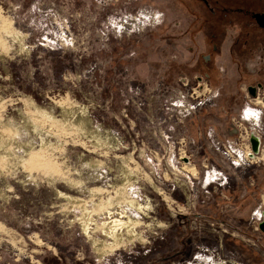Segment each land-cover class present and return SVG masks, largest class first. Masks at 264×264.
Returning <instances> with one entry per match:
<instances>
[{
	"label": "rangeland",
	"instance_id": "374dc122",
	"mask_svg": "<svg viewBox=\"0 0 264 264\" xmlns=\"http://www.w3.org/2000/svg\"><path fill=\"white\" fill-rule=\"evenodd\" d=\"M247 10L264 0H0V264H264Z\"/></svg>",
	"mask_w": 264,
	"mask_h": 264
},
{
	"label": "bare ground",
	"instance_id": "6f19581e",
	"mask_svg": "<svg viewBox=\"0 0 264 264\" xmlns=\"http://www.w3.org/2000/svg\"><path fill=\"white\" fill-rule=\"evenodd\" d=\"M258 104V103H257ZM260 111H257L255 109L249 108V110L245 111L244 110V115L245 117H247V120H249V118L253 119L255 123H258L259 121V113ZM253 123V124H255ZM248 155V154H247ZM261 219L264 217V214H260ZM122 219V218H120ZM120 219H113L109 224L113 227V229L110 231L111 235L113 233V231L117 228V227H122L125 225V223H123Z\"/></svg>",
	"mask_w": 264,
	"mask_h": 264
},
{
	"label": "water",
	"instance_id": "95a60500",
	"mask_svg": "<svg viewBox=\"0 0 264 264\" xmlns=\"http://www.w3.org/2000/svg\"><path fill=\"white\" fill-rule=\"evenodd\" d=\"M254 18L259 21L264 23V15H255ZM252 92V91H251ZM253 93V92H252ZM250 145L252 151L256 152L258 150V143L257 141L252 137L250 139ZM259 230L264 233V221L259 224Z\"/></svg>",
	"mask_w": 264,
	"mask_h": 264
},
{
	"label": "built area",
	"instance_id": "2783aa9c",
	"mask_svg": "<svg viewBox=\"0 0 264 264\" xmlns=\"http://www.w3.org/2000/svg\"><path fill=\"white\" fill-rule=\"evenodd\" d=\"M260 113H261V111H260ZM254 138L256 141H257V143H258V150L256 151V152H254V151H252V149H251V146L249 147V154L247 155L248 156V158H250V159H255V156H257V155H259L260 154V151H262V149H261V147L263 146V144H262V142H261V135H251L250 136V138H249V144H250V139L251 138ZM256 212H257V210H256Z\"/></svg>",
	"mask_w": 264,
	"mask_h": 264
},
{
	"label": "flooded vegetation",
	"instance_id": "af4514ba",
	"mask_svg": "<svg viewBox=\"0 0 264 264\" xmlns=\"http://www.w3.org/2000/svg\"><path fill=\"white\" fill-rule=\"evenodd\" d=\"M239 12H243V9H238V13ZM245 13H247V16H249V18L254 22L255 26L257 27L258 30L262 31L264 33V23L263 22H259L257 21L254 16L255 15H264V12H260V13H256V14H253L251 13L250 11H246ZM259 113V112H258Z\"/></svg>",
	"mask_w": 264,
	"mask_h": 264
}]
</instances>
